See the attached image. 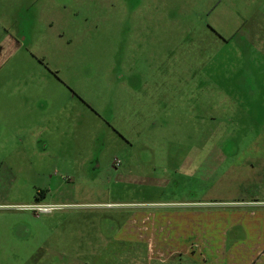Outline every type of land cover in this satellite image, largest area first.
I'll list each match as a JSON object with an SVG mask.
<instances>
[{
	"label": "rangeland",
	"instance_id": "obj_1",
	"mask_svg": "<svg viewBox=\"0 0 264 264\" xmlns=\"http://www.w3.org/2000/svg\"><path fill=\"white\" fill-rule=\"evenodd\" d=\"M50 1L63 28L35 21L20 49L3 45L0 264H202L208 251L219 264L228 244L176 240L158 204L254 200L198 158L211 151L213 171L262 126L216 102L264 90V0Z\"/></svg>",
	"mask_w": 264,
	"mask_h": 264
},
{
	"label": "crops",
	"instance_id": "obj_2",
	"mask_svg": "<svg viewBox=\"0 0 264 264\" xmlns=\"http://www.w3.org/2000/svg\"><path fill=\"white\" fill-rule=\"evenodd\" d=\"M50 2V0H0V64L4 62L3 45L8 44L13 48V52L20 49L23 45L22 42L26 39H22L20 42L18 37L15 38V36L33 33L28 29L30 26L36 25L35 21L46 24L51 29L64 27V24L60 22L61 19L55 20L52 19L51 15L49 16L47 10L50 7ZM36 4L40 7L38 13H34L33 16L32 12ZM53 5L60 6V3L53 0ZM262 31H264V28ZM255 39H261V35L252 34V40ZM258 48L263 50L262 47ZM188 69L193 72V62ZM253 78L255 77L251 76V79ZM240 80L242 79L239 78L237 81ZM172 81L173 79H171ZM251 88L250 91H219L216 106L218 108L222 107V111L224 109L231 112V114L233 113V115H263L264 90H256L255 86H251ZM209 98L211 99V95ZM252 120L257 126L261 123V120L255 117ZM1 127L2 122H0ZM243 128L249 129V127L244 126ZM250 128L251 137L246 138L243 135L244 138L235 141L236 150L223 155L221 158H216L214 163H219V166L213 171L207 166V164L212 163L211 151L208 156L198 158V161L201 162L200 165L203 168L207 167L209 179H212L211 172H213V179H215V173L217 171L223 172V168H225V176L233 178L236 187V189L231 188V184H227L228 189L220 186L227 195L233 194L234 191L238 195L240 191L250 190L255 194L254 200L239 201L231 197L229 200L225 199L227 201L224 202L179 203L192 204L193 208L188 209H167L171 204H158L159 206H165V209L158 207V220L163 226L172 225L174 227V230H176L174 233L179 234L174 235L176 240L181 239L190 244H228L227 248H230V251H228L230 254L219 264H242L243 256L251 253L253 258H259L257 264H264V230L260 229L264 227V120H262L260 128L253 125ZM26 131L33 134L32 129ZM30 137L33 138V136ZM30 141L34 145L38 142L35 140ZM208 141L211 143L210 139ZM40 148L43 149L44 146L40 145ZM217 179H220V175ZM220 183L221 181L218 184L220 185ZM221 189L218 192L224 195ZM241 204L245 206L243 208L251 210L243 213L239 210L243 208H238ZM253 207L254 209H252ZM106 241L108 243L109 239ZM215 247L213 245V249ZM244 247L248 249L247 253L243 252ZM215 258L214 251L212 253L211 251L204 252L202 264H210L212 261L214 262Z\"/></svg>",
	"mask_w": 264,
	"mask_h": 264
},
{
	"label": "built area",
	"instance_id": "obj_3",
	"mask_svg": "<svg viewBox=\"0 0 264 264\" xmlns=\"http://www.w3.org/2000/svg\"><path fill=\"white\" fill-rule=\"evenodd\" d=\"M119 161H115V165H118ZM28 210H33L37 214L41 213H51L53 210H55L54 206L45 205V204H36V205H29L26 207Z\"/></svg>",
	"mask_w": 264,
	"mask_h": 264
},
{
	"label": "flooded vegetation",
	"instance_id": "obj_4",
	"mask_svg": "<svg viewBox=\"0 0 264 264\" xmlns=\"http://www.w3.org/2000/svg\"><path fill=\"white\" fill-rule=\"evenodd\" d=\"M38 201V200H37Z\"/></svg>",
	"mask_w": 264,
	"mask_h": 264
}]
</instances>
